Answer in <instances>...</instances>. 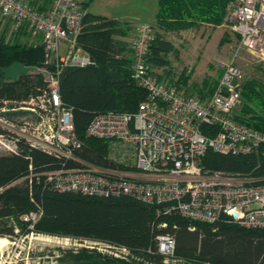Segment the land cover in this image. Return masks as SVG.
Returning a JSON list of instances; mask_svg holds the SVG:
<instances>
[{"label": "trees", "instance_id": "trees-1", "mask_svg": "<svg viewBox=\"0 0 264 264\" xmlns=\"http://www.w3.org/2000/svg\"><path fill=\"white\" fill-rule=\"evenodd\" d=\"M89 0L84 1V7ZM229 0H157L153 38L147 60L151 72L168 85L185 93L204 97L215 87L210 81L190 80L183 67L177 74L169 58L179 57V48L167 35L201 24L217 25L225 20ZM39 10L42 7L35 6ZM78 44L90 55L84 65H67L59 76V95L71 106L74 131L81 144L75 154L97 167L124 168L110 154V141L86 133L92 116L99 111L133 113L147 90L133 77L129 39L130 21L85 11ZM11 37L0 35V67L12 64L36 67L41 63V45L22 40L18 31ZM222 69L220 70L221 74ZM45 83L38 71L20 72L14 78L0 75V106L8 107L36 94ZM235 118L264 133V81L246 79ZM203 131L212 135L216 126L202 123ZM1 130V128H0ZM65 159L18 141V152H0V237L16 239L28 233L54 234L76 239H91L125 246V256L107 255L95 246L53 247L47 258L32 264H264V228L245 227L222 214L214 222L187 218L174 212H157V205L130 194L89 195L75 191H58L46 183V172L58 168ZM200 163L209 170H224L264 175V153H222L207 146ZM67 165L72 161L65 160ZM264 180V179H263ZM38 211L34 221L22 215ZM164 223V224H163ZM158 234L174 238L175 262H164L158 249ZM41 258L45 253H36Z\"/></svg>", "mask_w": 264, "mask_h": 264}, {"label": "built area", "instance_id": "built-area-1", "mask_svg": "<svg viewBox=\"0 0 264 264\" xmlns=\"http://www.w3.org/2000/svg\"><path fill=\"white\" fill-rule=\"evenodd\" d=\"M85 0H51L39 10L24 0H0V16L13 20V30L25 28L33 45H41L42 60L32 71L42 73L44 88L18 105L0 106V148L18 152V141L72 161H62L46 172V183L58 191L89 195L130 194L156 204L157 212L179 213L187 218L214 222L222 214L245 227L264 228V175L209 170L200 163L207 146L234 154L264 153V133L238 121L234 109L240 102L244 82L234 55L221 63L214 89L204 97L185 93L159 80L149 66L147 52L153 38L151 23L140 22L129 39L133 77L147 90L133 113L96 112L86 133L108 139L110 154L124 168H102L75 154L81 144L74 131L72 108L59 95V76L67 65L90 62L89 53L77 42L85 14ZM225 19L238 34L237 49L243 48L264 67V0H229ZM31 111V117H7L6 112ZM202 123L216 126L212 135ZM139 171L142 175L132 174ZM38 211L22 215L34 221ZM164 224V223H163ZM158 249L164 262L173 258L174 238L158 234ZM96 242V240H95ZM115 256L129 249L97 241Z\"/></svg>", "mask_w": 264, "mask_h": 264}, {"label": "rangeland", "instance_id": "rangeland-1", "mask_svg": "<svg viewBox=\"0 0 264 264\" xmlns=\"http://www.w3.org/2000/svg\"><path fill=\"white\" fill-rule=\"evenodd\" d=\"M5 23L0 21V34L5 28ZM6 29V28H5ZM13 28L9 27L5 31V39L11 37ZM135 30V27L134 29ZM134 33V31H133ZM132 33V34H133ZM168 37H170L168 35ZM179 47V57L172 58V65L175 73H179L183 67L190 71V80L202 81L208 77L210 81L220 76L221 63L228 57L234 55V62L239 65L244 73V81L250 78H257L264 81V67L261 63L243 48L237 49L238 34L233 30L231 23L226 19L217 25L201 24L198 27H190L174 35ZM33 67L12 64L8 67H0V75L3 78H14L20 72L32 71ZM7 117L14 115L19 117H31V111L24 108L17 111L6 112ZM0 152H3L0 148ZM52 239L49 241L47 239ZM65 241L61 243L53 240ZM62 238V239H61ZM56 245L63 247L72 246H95L101 252L111 255L109 248L101 242L91 239H76L63 237L54 234L31 232L27 235L19 236L16 239L7 238V242L0 248V264H32L38 260L54 263L52 258H47ZM39 251H44V255L38 258ZM174 260H178L174 258ZM192 264H206L204 262H190Z\"/></svg>", "mask_w": 264, "mask_h": 264}, {"label": "crops", "instance_id": "crops-1", "mask_svg": "<svg viewBox=\"0 0 264 264\" xmlns=\"http://www.w3.org/2000/svg\"><path fill=\"white\" fill-rule=\"evenodd\" d=\"M27 3L33 4L34 6L42 7V9H48L51 0H24ZM87 11L96 14H102L109 17H115L121 20L130 21L133 26H136L140 22L155 23V13L157 10V0H89L87 6ZM0 21H3L5 28H12L13 20L10 17H1ZM3 29L1 34L5 35L6 29ZM192 28V27H191ZM184 30V29H182ZM134 30H132L133 33ZM179 30L178 32H180ZM177 33H168L169 38L172 39L177 45L176 38L174 35ZM12 33V32H11ZM131 33V35H132ZM0 34V35H1ZM18 35L22 40L28 39L30 41L29 32L22 28L18 31ZM167 35V36H168ZM179 48V47H178ZM169 58L172 62V54H169ZM173 64V63H172ZM97 167V166H96ZM132 174L142 175L139 171H132Z\"/></svg>", "mask_w": 264, "mask_h": 264}, {"label": "bare ground", "instance_id": "bare-ground-1", "mask_svg": "<svg viewBox=\"0 0 264 264\" xmlns=\"http://www.w3.org/2000/svg\"><path fill=\"white\" fill-rule=\"evenodd\" d=\"M47 239V238H46ZM56 239V238H55ZM62 239V238H61ZM47 240H49V241H52V239L50 240V239H47ZM54 242H57V243H61V242H64L65 243V241L63 240V241H61V240H53ZM7 242V238H5V237H0V248L5 244Z\"/></svg>", "mask_w": 264, "mask_h": 264}]
</instances>
